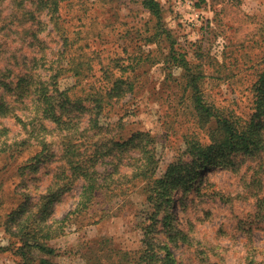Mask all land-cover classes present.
<instances>
[{"label": "rangeland", "instance_id": "rangeland-1", "mask_svg": "<svg viewBox=\"0 0 264 264\" xmlns=\"http://www.w3.org/2000/svg\"><path fill=\"white\" fill-rule=\"evenodd\" d=\"M31 1L16 0L20 4L14 6L12 0H0V78L7 85L0 89L13 106H30L13 102L17 91L12 87L22 76L39 88L42 83L50 86L49 77L58 70V88L83 98L111 87L121 74L116 65L130 63L137 55L144 62L123 72L122 78L134 82L133 92L108 107L109 117L100 116V122L124 140L149 134L157 177L177 159L190 158L183 154V136L207 137L206 129L193 121L184 71L175 67L173 58L183 56L202 70L201 90L209 103L241 119L251 113L252 86L264 73V0H156L162 9L160 27L138 0H61L52 19L38 7L34 17H23L20 8L31 9ZM87 119L82 117V125ZM14 121L13 116L0 118L11 145L0 151L2 248L11 241L2 223L18 203L15 193L26 191L36 202L63 164L55 146L59 140L46 136L53 156L19 176L17 167L40 146L26 139ZM259 133L264 136V127ZM146 142L134 139L135 150L127 155L138 157ZM14 144L26 150L18 155ZM220 160L221 166L176 185L171 227H163L161 213L145 240L142 228L155 210V200L142 191L145 182L112 186L76 216L70 213L82 189L77 180L53 205L52 220L67 216L64 233L48 242L55 253L34 256L54 264H165L169 252L174 264H264V149L233 152ZM143 240L153 245L150 260L142 261ZM16 261L9 251L0 250V264Z\"/></svg>", "mask_w": 264, "mask_h": 264}, {"label": "trees", "instance_id": "trees-1", "mask_svg": "<svg viewBox=\"0 0 264 264\" xmlns=\"http://www.w3.org/2000/svg\"><path fill=\"white\" fill-rule=\"evenodd\" d=\"M12 1L14 6L20 4L16 0ZM60 1L32 0L33 7L27 9L26 6H22L20 12L23 17L25 15L34 17L33 14L38 11V7L45 10L47 16L50 15L52 19L59 11ZM138 1L141 8L155 20V25L160 27L162 21L160 4L156 0ZM55 19L57 21L58 17ZM181 57L179 60L173 58V62L175 67L184 71L186 87L190 93L191 116L195 125L206 129L207 137L201 140L196 135L183 136L185 146L183 154L190 158L186 161L177 159L169 164L160 177L156 176L158 161L153 138L149 134L139 133L124 140L121 134H112L111 128L100 122V116L109 117L111 111L108 107L119 102L127 93L133 92L134 82L122 78L123 72L144 62L137 55L130 63L125 64L123 60L121 65L119 63L116 65L121 74L113 81L111 87H100L101 90L87 94L83 98H73L70 89L58 88L57 79L60 77L58 70L49 77L50 86L42 83L39 88L35 85L31 87L23 76L14 84L12 89L17 91V98L13 102L30 104L29 108L13 106L12 102H6L4 92L0 89V118L13 116L15 124L19 126L26 139H34L40 146L39 152L17 167V174L23 176L26 170L34 171L40 163L53 156L48 154L51 142L46 136L54 135L56 140H59V144L55 146L60 152L58 159L63 163L36 202L26 191L15 193V196L19 197V200H16L18 203L11 208L2 223L4 233L11 241L7 247H0L1 251H9L18 259L17 264H54L45 258H36L34 253L50 256L55 253L48 246V242L64 233L67 216L60 221L52 220L50 216L53 205L59 196L71 190L77 180L82 182V189L75 209L70 213L76 216L86 213L96 203L100 193L108 191L112 186L117 188L136 181L145 182L142 191L148 192L149 200H155V210L149 217L150 223L142 228L145 240L151 234L159 214L163 213L161 219L163 227H171L172 195L176 185L191 183L201 170L221 166L224 161L220 159L230 153L240 151L249 153L256 149H264V136L259 133V129L264 127V73L258 76L252 86L254 93L252 111L247 114L248 118L241 119L204 98L201 90L202 70ZM73 74L75 77L79 75L78 71ZM1 79L0 88L7 86ZM26 108L27 113H21ZM85 116H88L87 123L82 125L81 119ZM47 122L51 124V129L48 128ZM7 130L5 127L0 128L2 153L11 147L5 140ZM134 139L147 140L143 152L137 154L138 157L127 155L135 150L131 148ZM25 148L24 145H20L14 152L19 155L26 150ZM124 169L128 171H122ZM145 246L143 253L146 259L142 261L155 256L153 245L147 241ZM164 260L165 264H174L169 252Z\"/></svg>", "mask_w": 264, "mask_h": 264}]
</instances>
